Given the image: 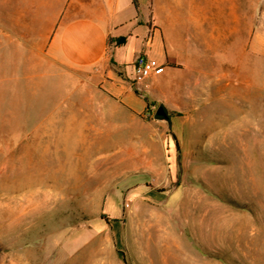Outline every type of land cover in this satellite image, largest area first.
I'll return each mask as SVG.
<instances>
[{
	"label": "rangeland",
	"instance_id": "374dc122",
	"mask_svg": "<svg viewBox=\"0 0 264 264\" xmlns=\"http://www.w3.org/2000/svg\"><path fill=\"white\" fill-rule=\"evenodd\" d=\"M158 3L133 111L49 54L77 0H0V264H264V0Z\"/></svg>",
	"mask_w": 264,
	"mask_h": 264
},
{
	"label": "crops",
	"instance_id": "0c3cea01",
	"mask_svg": "<svg viewBox=\"0 0 264 264\" xmlns=\"http://www.w3.org/2000/svg\"><path fill=\"white\" fill-rule=\"evenodd\" d=\"M77 2L78 4H72L62 11L56 19L57 26L49 42V54L72 67L95 69L103 94L126 108L140 111L144 107V101L136 94L133 86V62L138 55L145 54L155 59L164 67L160 74H170L167 64L170 55L158 19V0H153V6H150L149 0H138V6L133 0ZM165 10L171 19L169 3L165 5ZM127 11L130 12L129 16L124 14ZM127 23H132L133 26L124 36L120 34V29ZM110 37L114 39L112 42L108 41ZM118 37H126V40L117 44L115 39ZM127 40H134L136 48L132 64L127 63L128 60L121 51V45ZM154 76L158 75L153 74L142 82L144 90L155 85L147 83Z\"/></svg>",
	"mask_w": 264,
	"mask_h": 264
},
{
	"label": "built area",
	"instance_id": "2783aa9c",
	"mask_svg": "<svg viewBox=\"0 0 264 264\" xmlns=\"http://www.w3.org/2000/svg\"><path fill=\"white\" fill-rule=\"evenodd\" d=\"M135 71L134 82L140 84L153 74L162 71L163 66H158L155 59L149 58L145 54H140L133 64Z\"/></svg>",
	"mask_w": 264,
	"mask_h": 264
},
{
	"label": "water",
	"instance_id": "95a60500",
	"mask_svg": "<svg viewBox=\"0 0 264 264\" xmlns=\"http://www.w3.org/2000/svg\"><path fill=\"white\" fill-rule=\"evenodd\" d=\"M156 119H170V112L165 104H160L155 113Z\"/></svg>",
	"mask_w": 264,
	"mask_h": 264
},
{
	"label": "bare ground",
	"instance_id": "6f19581e",
	"mask_svg": "<svg viewBox=\"0 0 264 264\" xmlns=\"http://www.w3.org/2000/svg\"><path fill=\"white\" fill-rule=\"evenodd\" d=\"M203 43H204V42H203ZM208 43H209V42H208ZM201 44H202V42H201ZM204 44H205V43H204ZM210 45H211V44H210ZM211 46H212V45H211ZM212 47H213V46H212ZM210 48H211V47H210ZM205 51H206V50H205ZM213 53H214V52H213ZM211 56H212V55H211ZM211 56H210V58H211ZM212 57H214V55H213ZM202 61H203V60H202ZM207 63H208V62H207ZM207 63H206V64H207ZM204 64H205V63H204ZM212 64H213V63H212ZM212 64H211V65H212ZM202 66H203V64H202ZM203 67H204V66H203ZM212 67H213V66H212ZM201 68H202V67H201ZM204 68H206V66H205ZM204 68H202V69H204ZM206 70H210V69H206ZM211 72H212V71H211ZM215 72H217V71H215ZM202 74H204V73H202ZM208 75H209V74H208ZM211 76H212V75H211ZM217 76H218V75L216 74V78H217ZM206 77H207V76H206ZM197 79H198V78H197ZM218 80H220V79H218ZM218 80L216 79V82H217ZM198 84H199V82H198ZM202 85H203V84H202ZM209 85H210V84H209ZM207 86H208V84H207ZM204 87H205V86H204ZM208 88H209V87H208ZM226 103H227V102H226ZM243 103H244V102H243ZM234 105H235V104H234ZM215 107H216V106H215ZM217 107H218V106H217ZM219 107H220V106H219ZM225 107H226V106H225ZM235 107H236V106H235ZM237 107H239V106H237ZM246 107H247V106H246ZM230 108H231V107H230ZM222 109H223V108H222ZM224 109H225V108H224ZM239 109H240V108H239ZM247 109H248V108H247ZM238 111H239V110H238ZM238 111H237V112H238ZM240 112H241V111H240ZM247 112H248V111H247ZM228 113H230V111H229ZM241 113H242V112H241ZM252 113H253V112H252ZM243 114H245V113L243 112ZM227 116H228V115H227ZM241 117H242V116H241ZM221 118H222V117H221ZM223 118H224V117H223ZM225 118H226V117H225ZM250 118H251V117H250ZM226 119H227V118H226ZM252 119H253V118H252ZM230 120H231V119H230ZM213 121H214V120H213ZM232 121H233V120H232ZM240 121H241V120H240ZM233 122H234V121H233ZM233 122H232V123H233ZM208 123H209V122H208ZM219 123H220V122H219ZM235 123H236V122H235ZM238 123H239V122H238ZM241 123H242V122H241ZM253 123H254V122H253ZM214 124H215V123H214ZM208 125H209V124H208ZM217 125H218V124H217ZM223 125H224V124H223ZM230 125H231V124H230ZM249 125H250V124H249ZM214 126H215V125H214ZM218 126H219V125H218ZM220 126H221V125H220ZM254 126H255V124H254ZM258 126H259V125H258ZM261 126H262V125H261ZM210 127H212V126L210 125ZM227 127H228V126H227ZM229 127H230V126H229ZM242 127H245V126H242ZM242 127H240V129H241ZM249 127H250V126H249ZM249 127H248V128H249ZM262 127H263V126H262ZM262 127H261V128H262ZM213 128H214V127H213ZM213 128H212V129H213ZM248 128H247V129H248ZM231 129L233 130V128H231ZM209 130H210V129H209ZM213 130H214V129H213ZM228 130H229V129H228ZM234 131H235V130H234ZM239 131H241V130H239ZM252 131H253V130H252ZM258 132H259V131H258ZM260 132H261V131H260ZM233 133H234V132H233ZM242 133H243V132H242ZM242 133H240V134H242ZM263 133H264V130H263ZM262 139H263V138H262ZM260 140H261V139H260ZM262 146H263V145H262Z\"/></svg>",
	"mask_w": 264,
	"mask_h": 264
},
{
	"label": "trees",
	"instance_id": "16d2710c",
	"mask_svg": "<svg viewBox=\"0 0 264 264\" xmlns=\"http://www.w3.org/2000/svg\"><path fill=\"white\" fill-rule=\"evenodd\" d=\"M134 4L138 6V0H133ZM114 39L112 37L108 38L109 42H112ZM117 44H121L124 41V37H118L115 39ZM178 144V142H177Z\"/></svg>",
	"mask_w": 264,
	"mask_h": 264
}]
</instances>
